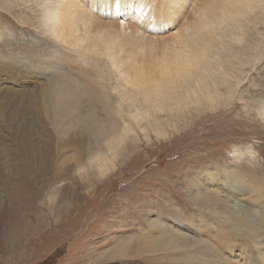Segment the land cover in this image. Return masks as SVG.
Here are the masks:
<instances>
[{"label": "rangeland", "instance_id": "obj_1", "mask_svg": "<svg viewBox=\"0 0 264 264\" xmlns=\"http://www.w3.org/2000/svg\"><path fill=\"white\" fill-rule=\"evenodd\" d=\"M23 1L0 0V31L11 30L16 41L14 46L9 47L0 44V55L4 56H0V61L9 60L20 66L17 57L26 56L43 67L44 59L49 56L53 58L52 66L59 65L51 71L42 68L36 71L34 66H31L32 70L23 67L20 73L15 70L14 64L9 68L0 64V264H207L210 257L198 260L189 252L190 248L199 245L200 239L203 240L201 244L214 242L226 258V264H240L241 258L236 260L237 256L252 260L255 252L248 255V248L241 249V245L238 247L229 236H223L225 230L219 225L222 222L213 216L217 211L215 205L221 204L207 196L214 189L211 187L213 183L206 184L210 179H206L204 172L225 174L227 171L235 173L234 179L246 178L248 184L264 187V133H249L252 127L264 132V114L255 105L248 106L250 100L247 102L242 97L247 85H258L257 89L263 92L264 86L259 85V80L264 77L261 73L264 59L259 66L252 68L245 81H240L237 85L239 90L236 87L234 93H229L220 85L221 80L227 79L233 88L243 74L237 69L234 59L229 58L230 51L223 67L220 66L219 56L216 57V60L213 59L215 68L199 69L194 81L184 83L176 93L170 89L169 93L174 94L170 117L158 111L154 114L159 117L151 120V124L145 120L138 125L136 121L139 122V119L133 108L141 113L145 110L141 107L142 95L136 96L132 90L125 88L123 92L127 93L121 98L117 91L122 92L126 83L119 79L108 58L90 57L80 47H65L63 41L60 42L62 45L57 42L58 46L56 39L50 38L41 28L44 25L39 18L41 15H38L41 6L38 12L34 9L35 13H32ZM201 1L192 0L189 8L196 7ZM82 4L87 10L86 21L91 22L92 33L96 32V36L107 33L106 38L109 39L104 42L115 38L116 46L123 45L125 50L135 44L142 47L138 48L142 51L141 58L136 56L140 58V64L145 57L151 58V61L154 57L170 56L179 44L178 40L177 43L170 39L172 31L178 27L154 33L146 31L143 26H135V20L128 21L124 11L106 16L99 2L83 0ZM185 11L177 15L169 14L168 19L170 16L171 20L178 17L180 26L186 24L195 11ZM189 11L190 15L187 14ZM90 12L94 15L93 20L90 19ZM165 12L168 13L167 10ZM255 14L259 15L257 22L260 24L255 22L253 26L251 15H244L241 21L242 33L238 37H243V42L264 40V19L261 18L260 8L255 9ZM79 23L83 25V22ZM0 35L1 40L5 35ZM103 43L98 45L101 49ZM57 47L64 55L69 53L65 58L68 65L64 67L69 79L78 82V77L99 88L108 87L107 98L114 106V111L110 110L108 116L107 105L100 110V103L90 101L92 99L87 96L83 101L87 100L83 105L86 110H81L77 117L74 116L77 109L66 106L60 95L54 98L57 103L43 98L47 83L48 87L54 85V74L63 73L61 63L52 55ZM20 51L22 55L18 54ZM40 57L43 60L39 61ZM95 58L99 60L92 61ZM83 66L93 70L94 75L83 74ZM25 69L28 72L25 73ZM206 73L207 76H204ZM171 81L177 82L176 78H171ZM202 85L205 95L210 88L216 101L199 106V111L186 107L185 112L182 108L180 112L174 110L176 99V104L191 102L193 90L203 89ZM169 93L166 95L170 96ZM217 100L226 104L218 105ZM38 101L43 102L40 114L36 108ZM120 102L124 105L121 109L118 107ZM219 106L225 109L220 110ZM152 112L144 113L151 119ZM94 120L114 130L108 128L109 132H101L100 136ZM256 121H260V125L256 126ZM122 128L128 135L119 148L116 146L118 150H111L107 142L113 133H123L120 132ZM96 153L97 156L106 154L107 157L99 159ZM100 162L104 163L105 169H100ZM234 187L238 192L236 198L242 202L247 197L241 195L242 185L234 183ZM228 204L236 205L233 201ZM193 220H205L209 227L203 230L192 227L190 222ZM220 220L225 223L230 221L225 216H220ZM231 226L236 229L235 225ZM173 232L177 233L170 238ZM204 233L211 238L208 240ZM179 240L186 242L182 245ZM226 252L229 254L227 257ZM228 259L234 260L229 262ZM242 263L254 264V259L249 262L242 260Z\"/></svg>", "mask_w": 264, "mask_h": 264}, {"label": "bare ground", "instance_id": "obj_2", "mask_svg": "<svg viewBox=\"0 0 264 264\" xmlns=\"http://www.w3.org/2000/svg\"><path fill=\"white\" fill-rule=\"evenodd\" d=\"M27 1H28V3H26ZM23 2H24L25 7L26 8L29 7L30 11H32V13H35L34 9H36V12H38L39 6H41L42 10L39 11L40 13L38 14V15H41L39 17L40 20L44 22V25L41 28H42V30L44 29V32H46V34L49 35L50 38L51 37L55 38L56 43L57 42L60 43L61 41H63L65 47L66 46L67 47L71 46L72 48L73 47H75V48L80 47V48H82L81 51L86 52L87 54H89L90 57H93V58H94V56L108 58V61L111 63V66L114 69V71H116V74L119 77V79L120 78L123 79V82L125 81V83H126V84L123 83L124 87H123V89H121L122 92L119 90L117 91V89L114 88V90H116L121 95V98H123L125 93H127V92H123V90H125V88H129V90H132L136 96H138L140 94L142 95L141 107L145 110L141 113L136 108H133V110H136L134 112L136 114L135 116L139 119V122L136 121V123H139L138 125L142 124L145 120L148 122V124L149 123L151 124L152 123L151 120H153V119L156 120V117L158 116V114L155 115L154 113L155 112L157 113L158 111L166 113L165 115L169 114V117H170V108H172V105L174 103V102H172V104H171V101H172L171 99H173L172 96L174 94L171 95L169 93L170 89L173 90V93H176L175 91H177V89H179L181 86H184V83L189 82L190 80H192L195 77V75L197 74V71L199 72V69L206 70L205 67L211 68L212 66L214 67V65L216 66V64L214 63V60H216V57L219 56L220 66L222 65V67H223V65H225L224 63H226L225 59L227 58L226 56L228 54V51H230L231 55L229 58L234 59V61L237 63L236 64L237 69L241 70V72H242L241 74H243L242 76L240 75L241 80H239V78H238V81L236 82L235 87H233V88L231 86L232 84H230V85L228 84V81L226 79L227 77L225 78L226 80H223V81L220 79L222 82L221 83L218 79L220 77L219 74H218V78L213 76L214 78H216L218 80L219 84L221 83L220 85L222 87H224L225 91L227 90L229 93H234L236 87L238 89L237 85L240 84V81H245V79L248 77V73L252 72L251 71L252 68H255L257 65L259 66L261 64V59L262 58L264 59V40L260 39V40L256 41L255 43H253L252 41L243 42V40H241L243 37L242 38L238 37V34L242 31V30H240V26L242 25L241 21H242L244 15H246V16L251 15V23L254 26L255 22L259 23V22H257V21H259V17H258L259 15L255 14V9L257 10V8L258 9L260 8L261 15H262L261 18L264 19V0H202L199 3V5L197 4L196 7L192 6L193 8H189L190 4L192 3V0H190V2H189V0H92V2H99L100 7L103 9L106 16L116 15V14H118L117 13L118 11H120V12L124 11L123 14H126L125 16L128 17L127 18L128 21L132 19V20L139 22V23H137V22L133 21V24L135 26H139V25L143 26V28L146 31H153L155 33V32H163L165 30H169L170 27H173V28L178 27V28H176V30L172 31L173 33H171V35L172 34L173 35L170 39H173L176 42L178 40L179 46L177 45L175 47L176 49L174 51H172V53H171L170 52L171 49L174 48L171 45L172 48L170 49V51H168L171 53L170 56H164L163 55L162 57H154V58H152L151 61H149V59H151V58L148 59L145 57L142 60L141 64H140V58H141L140 54L142 51L140 52V49H138V48H142L141 46L138 47L136 44H135V46L131 44L132 47L125 50V46H123V45L116 46L115 38H112V40L110 42H104L108 38V37L106 38L107 33L103 36L99 34L100 32L98 33L100 36L99 35L96 36V34H95L96 32L94 34L92 33V30H91L92 28H90V26H89V24L91 22L86 21V18H87L86 11L87 10L86 11L84 10V7H83L84 5L82 4L83 0H24ZM9 8H11V5ZM95 8H98V7H95ZM186 9H192V11H195V13L193 15L192 14L190 15V11H189V13H187L190 16H189V19L186 22V24H182L180 26L179 25L180 23L177 21L178 17H177V19L171 20V16H170L168 19L169 14L170 15L171 14L177 15L179 13L182 14V12L183 13L186 12L185 11ZM24 10H25V8H24ZM165 10H167L168 13L165 12ZM100 11H101V9H100ZM137 12H140V14H138ZM27 14H29V13H27ZM89 16L91 17L90 19L93 20L94 15L91 12H90ZM132 16H133V18H132ZM110 19L113 20L114 17H110ZM23 21H25V19H23ZM80 21L83 22V25L79 23ZM175 21H177V22H175ZM20 22H22V21H20ZM130 27H131V25H130ZM151 27H152V29H150ZM94 30H96V29H94V26H93V31ZM134 30H135V28H134ZM77 31H79L80 33H77ZM226 32H227V34H226ZM246 32H247V30H246ZM0 33H2V35H5L4 38H1L0 44L4 45L6 47L14 46V43L16 41L13 39L14 33L11 30L6 29L5 31H0ZM234 33H235V35H234L235 37H229L230 39L227 38L228 36H233ZM91 34H93V36ZM94 35H95V37H94ZM115 35H117L116 32H115ZM252 35H254V33ZM225 38H226V40H225ZM255 38H256V36H255ZM99 39H101V40H99ZM227 39H229V40H227ZM251 39H249V40H251ZM133 42H134V40H133ZM58 43H57V45L60 46L61 43L60 44H58ZM99 43H103L102 49L98 46V45H100ZM161 43H163V42H161ZM32 44H30V45H32ZM165 46H167V45H165ZM71 47H69V48H71ZM13 48H15V47H13ZM160 48H161V45H160ZM167 48H170V47L167 46ZM162 50H164V49H162ZM27 51H31V50H27ZM232 51L235 53H233ZM18 54H21V51ZM67 54H69V53H67ZM31 55H33V54H31ZM52 55H54L57 62L61 63L62 67L60 66V68H63L61 70V72H63V73L54 74V79H53L54 85L48 87V83H47V85H46L47 90H44L46 92V94H44V95L42 94L43 98H46L48 100H55V102L57 103L56 99H54V98H56L60 95V99L62 100L63 103L66 104V106H68L69 108L74 106L77 109V112L74 115L75 117L78 116V113L81 110H83L84 112L86 110V109H83V105L84 104L86 105L85 102L87 101V100H85V102H83L85 96H87V98L92 99L90 101L94 100L97 103L99 102L100 107H99V105H98V107L100 110H102L104 108V106L107 105V110H106L107 116H108V114H110V110L114 111V106H112L110 104L111 99L109 100L107 98L106 91H107L108 87L102 86V88H99V87L94 86L91 83H89V81L87 79L81 81L78 77H77L78 82H80L81 84H79L77 81H72L71 79H69L67 77V73L65 74V71H67V70L64 68L66 66V64L68 65V62H66V59H65V58H67L68 55L67 56L64 55L61 51L58 50V47H57V49H55V51ZM138 55L140 56V58H136V56H138ZM0 56L4 57L3 55H0ZM17 58L19 60H21V61L18 60V62L21 63L20 66L18 64H14V63L10 62L9 60H2V61H0V64L6 68H9L11 65L14 64L15 70L16 71L18 70V72H20V73H21V69L23 67L31 68V70H32L31 66H34L36 68V71L37 70L40 71V68H42L44 71L45 70L51 71L52 68L55 69L54 67L59 65L58 64V65L52 66L51 62H53L52 61L53 58H51L49 56L47 57V60L44 59L45 60V66H43V67H40V64L39 65L35 64V62H36L35 60L32 62V58H29L26 56H18ZM38 59L39 58H37V60ZM41 60H43V59H41V57H40L39 61H41ZM93 60L98 61L99 59L95 58V59H92V61ZM130 60L132 62H130ZM40 63L43 64V62H40ZM85 64H87V63H85ZM22 65H24V66H22ZM124 65H125V67L121 68ZM74 67H76V66H74ZM233 67H235V66L233 65ZM225 68L226 67L224 66V69ZM82 69H83V74L87 73L88 76L94 75L93 70H91L87 67H84V66L82 67ZM257 69H258V67L255 70H257ZM207 70H208V68H207ZM227 70H229V69H227ZM24 72L26 73V72H28V70L25 69ZM261 73L264 74V67H263V71ZM220 74H222V73L220 72ZM223 74H224V72H223ZM237 74H238V72H237ZM244 74H245V76H244ZM211 75H213V74H211ZM197 76H198V74H197ZM204 76H207V73ZM223 76H227V75H223ZM171 78H176L177 82L171 81ZM194 79H193V81H194ZM203 79H204V77H203ZM92 80H94L93 77H92ZM259 82H260L259 85L264 86V77H261ZM202 83H204L203 80H202ZM247 84L248 83H246L244 86H246ZM125 86H127V87H125ZM199 86H200V84H199ZM201 87L203 89H200V87H199L200 90H198V91L193 90L194 97L191 99L192 100L191 102H189V101L185 102L184 101V103H182V104H176L177 103V99H176L175 104H174V105H176V107H175L176 109H174V110L177 112H180L183 109L182 112H185L184 107H186V108H191V109L196 108L197 110L196 109L195 110L199 111V109H198L199 106L209 105L210 102L216 101L214 94L210 90V88L208 89V94L205 95V89H204L205 87H203V85ZM212 87H213V84H212ZM222 87L219 86L218 88H222ZM257 87L259 88L258 85L256 86L254 84L247 85L246 88L244 89V91H242V97L247 102L250 100V102L248 103V106L249 105H251V106L255 105V107L258 110H260V112L262 114H264V94H262L264 92V88L262 89L263 92H261L259 89H257ZM249 89H250V92H249L250 96L247 93L249 91ZM216 90H218V89H216ZM240 90H242V89H240ZM166 93H169L170 96L166 95ZM239 100H240V98H239ZM227 102H229V101H227ZM37 104H36V106H37L36 108H38L37 113L40 114L42 107H43V102L41 101ZM217 104L223 105L226 103L224 101L219 102V100H217ZM118 105H119L118 107L120 109L123 108V106H124L121 102L118 103ZM164 105H165V107H162ZM230 106H231V104H230ZM129 107H128V109H129ZM120 109L118 111H120ZM222 109H225V108L223 106H221L220 110H222ZM116 110H117V108H116ZM56 111H58V110H55V112ZM87 111H89V110H87ZM94 111H97V110H94ZM145 111H153L152 112L153 117L150 119V117L144 113ZM95 113H97V112H95ZM115 119H116V117H115ZM113 120H114V117H113ZM70 123H74V122H70ZM260 123H261L260 121H256V126L260 125ZM95 125H96V129L100 130V133L98 132L100 134V136H101V132L107 131V133H108L109 132L108 128L112 129V127H106L105 125H103V123H100V122L96 123V121H95ZM252 126H255V125L252 124ZM91 127H92V125H91ZM126 128H127V126H126ZM112 130H114V129H112ZM121 130L122 131H120V132H123V133H120V135H118V134L116 135L115 133H113L111 139L108 140L107 144L109 145L111 150H113V149L118 150V148L123 144L126 136L128 135V133H127V135H125V133H124L125 128L124 129L122 128ZM89 132H90V130H89ZM256 132H260L262 135L264 133L260 128H257V127H252L249 130V133H253V134L255 133L256 134ZM107 133H105V134L107 135ZM259 136H261V135H259ZM116 146H118V148ZM87 153H89V152H87ZM97 155L98 154L96 153L95 156L97 158H99V157L100 158H102V157L106 158L107 157L106 154L99 155V156H97ZM99 166H100V169L104 168V163L100 162ZM64 169H66V168H64ZM204 173L206 174L205 175L206 179L207 178H208V180L210 179L208 182L206 181V184L208 183L211 185L213 183L212 185H215V186L211 185V187L214 189V191L209 192L207 194V196L212 197V199L214 201L212 199H211V201L219 202L221 204V205H219V204L215 203V204H217V205H215L217 207V211H214L215 213L213 214V216L215 219L218 218V219H216L217 221L222 222V224H219V225H220V227H223V229L225 230V232H224L225 235H223V236H225V237L229 236L231 238V241L237 242L236 244L238 247L241 245V249L242 248H248L247 249L248 255H252V253L255 252V255L253 254L254 264H264V187L262 185L260 186V185L255 184V183L254 184H248L246 178L236 177L234 179L233 176L235 173H229L227 171L225 172V174L224 173L219 174L218 172L213 174L211 171H206ZM217 182H219V183H217ZM236 182L242 185L241 195L247 196L245 199L242 200V202H241V200H239L240 198H236V195H237L236 193H238L234 187V183L237 185ZM255 182H256V180H255ZM219 189H223V190H219ZM218 197H220V198H218ZM243 198H244V196H243ZM226 200H229V202L233 201V203L236 205L231 206L228 204L229 202L227 203ZM213 206H214V204H213ZM220 216H221V218L225 216L230 221L225 223L224 221L220 220ZM195 222L197 224H194ZM190 224L192 227L195 226L197 228H202V230L204 228L209 227V225L205 222V220H204V222H202L200 220H198V222H197V220L196 221L193 220L190 222ZM231 225H235L236 229L233 228ZM176 233L177 232H173L172 234H170V238L174 237ZM204 234H206V233H204ZM206 237L208 238V240L211 238L210 236H208V234H206ZM181 238H182V236H181ZM187 238H188V236H187ZM219 239H220V237H219ZM222 240H223V238H222ZM179 241H182V245H184V243L186 242V240H179ZM213 241H214V239H213ZM240 241H242V243H240ZM201 243H203L202 239L199 240L198 246H196L195 248H192V249L190 248V251H189L190 253L193 254V256L196 259L199 260L200 257L204 258V257L208 256V257H210V259H208L210 261H207V264H226L227 263L226 258L223 256V254H221V249L218 248L214 242L209 243V244H207V243L201 244ZM130 244H132V243H130ZM177 244H178V242H177ZM222 247H223V244L221 245V248ZM225 255L227 257V255H229V254H227V252H226ZM240 258H241L240 264H243L242 260H245V262H249V261L253 260V259L250 260L249 257H242V256H239V257L237 256L236 260H239ZM255 259H256V261H255ZM233 260L234 259L229 260V262H231Z\"/></svg>", "mask_w": 264, "mask_h": 264}]
</instances>
